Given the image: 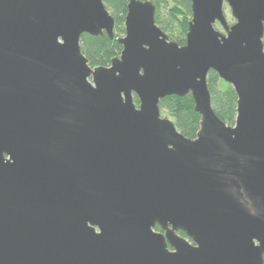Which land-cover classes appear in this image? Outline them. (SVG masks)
<instances>
[{"label": "water", "instance_id": "1", "mask_svg": "<svg viewBox=\"0 0 264 264\" xmlns=\"http://www.w3.org/2000/svg\"><path fill=\"white\" fill-rule=\"evenodd\" d=\"M190 9L179 46L129 0L120 55L91 68L80 37L113 38L102 0H0V264H264V0ZM187 95L193 140L158 106Z\"/></svg>", "mask_w": 264, "mask_h": 264}, {"label": "trees", "instance_id": "2", "mask_svg": "<svg viewBox=\"0 0 264 264\" xmlns=\"http://www.w3.org/2000/svg\"><path fill=\"white\" fill-rule=\"evenodd\" d=\"M129 0H102L106 10L114 19L113 38L105 33L93 37L83 34L80 37V51L91 68L108 67L112 59L118 57L122 51L118 39L124 36V18ZM150 1L155 7V24L164 33L169 41L179 46L185 45V35L188 23L191 20L190 0H140ZM164 15L167 21L163 20ZM174 27L178 28L179 35H174ZM264 48V34H263ZM207 85L211 96V106L215 115L227 126H233L236 117V96L233 89L218 76L210 71L207 75ZM134 103L138 104L136 97ZM161 114L169 117L177 131L186 139L193 140L199 130V115L194 111L193 99L170 96L159 102ZM161 232L158 226L154 229ZM179 235H185L179 232Z\"/></svg>", "mask_w": 264, "mask_h": 264}, {"label": "rangeland", "instance_id": "3", "mask_svg": "<svg viewBox=\"0 0 264 264\" xmlns=\"http://www.w3.org/2000/svg\"><path fill=\"white\" fill-rule=\"evenodd\" d=\"M224 16H225V19H226V22H227V25L228 26H231V25H233L235 23V20L232 18L231 14H230V10H229V8L226 5L224 6ZM163 20L164 21H167V18H166L165 15L163 17ZM214 27H215V29L217 31H219L220 33H222L223 35H225L224 30L222 29V27L218 23H216V25ZM167 34L168 33H166L165 35H167ZM173 34L176 35V36L179 35V31H178V28L177 27H174V33ZM160 116L162 118L169 119L171 121V119L169 117H167L166 115H163V114L160 113Z\"/></svg>", "mask_w": 264, "mask_h": 264}]
</instances>
